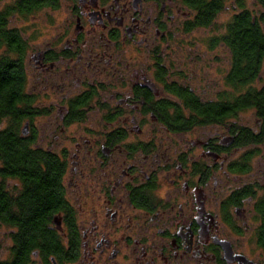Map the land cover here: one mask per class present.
Wrapping results in <instances>:
<instances>
[{"label": "flooded vegetation", "instance_id": "flooded-vegetation-1", "mask_svg": "<svg viewBox=\"0 0 264 264\" xmlns=\"http://www.w3.org/2000/svg\"><path fill=\"white\" fill-rule=\"evenodd\" d=\"M49 3L38 41L22 33L11 136L59 200L29 264H264V70L238 83L221 31L240 8L206 59L182 53L205 29L186 0Z\"/></svg>", "mask_w": 264, "mask_h": 264}, {"label": "trees", "instance_id": "trees-1", "mask_svg": "<svg viewBox=\"0 0 264 264\" xmlns=\"http://www.w3.org/2000/svg\"><path fill=\"white\" fill-rule=\"evenodd\" d=\"M227 1L186 0L195 13L191 27L209 28ZM245 1L235 0V7L240 10L222 29V40L235 56L238 83L251 82L255 86L264 70V0H254L261 11L247 8ZM16 2V6L0 9V227L9 229L11 241L8 254L0 264H29L32 251L49 237L48 217L59 201L53 171H44L39 158L31 155L26 147L14 146L11 138L21 120L22 74L18 64L26 53L27 44L22 29L12 28L10 21L14 15L27 18L50 4L49 0H44V4L36 0ZM252 99V103L264 102V88H253ZM12 159L15 162L11 170ZM10 177L20 182L21 189L16 194L8 187Z\"/></svg>", "mask_w": 264, "mask_h": 264}, {"label": "rangeland", "instance_id": "rangeland-1", "mask_svg": "<svg viewBox=\"0 0 264 264\" xmlns=\"http://www.w3.org/2000/svg\"><path fill=\"white\" fill-rule=\"evenodd\" d=\"M11 0H0V3H9ZM245 6L249 9L253 10H260L259 7H257L256 2L253 0H246ZM236 11L235 8V0H228L226 2L225 8L223 12H221L217 19L214 22L213 27H209L207 29H197L194 31L191 35L187 36L185 39L187 40V43L185 46H183L182 53L185 54H203L206 56V59H210L213 57L212 54L207 53L205 50H207V46L205 45V42L208 38L214 37V31H219L216 28L221 25V28L223 27V24L227 22L232 14ZM261 11V10H260ZM51 16H54L50 10H47L44 14L41 12L33 14L27 18L24 19L23 22H21L19 19L14 20L12 22V25L14 27H19L24 32L25 38L29 42H37V37L41 36V34L45 31L44 27L47 23H49ZM222 31V30H221ZM43 36V35H42ZM0 260H3L6 258L8 254V249L11 246V241L9 238V229L6 227H0Z\"/></svg>", "mask_w": 264, "mask_h": 264}]
</instances>
